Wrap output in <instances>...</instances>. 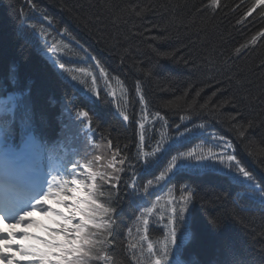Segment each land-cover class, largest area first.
<instances>
[{"label": "trees", "instance_id": "trees-1", "mask_svg": "<svg viewBox=\"0 0 264 264\" xmlns=\"http://www.w3.org/2000/svg\"><path fill=\"white\" fill-rule=\"evenodd\" d=\"M206 2L0 0V79L6 82L15 69L20 87L30 90L31 103L49 141L59 139L68 123L64 105L71 97L77 107L95 113L93 126L98 142L102 135L110 134L114 144L121 148L127 145L133 155L140 122L145 123L146 144L153 146L162 135H176L177 125L183 131V124L192 127L204 123L217 139L212 141L204 135L193 138V144L207 141L205 149L213 147L217 152L235 154L257 180H264V164L259 162L264 159V144L259 142L264 134V72L257 68L264 62V39L242 49L239 55L235 52L264 29V18L254 14L244 23H237L251 0L243 4L241 0H221V9L215 14L204 7ZM136 6L144 9L141 16L133 11ZM45 14L53 19L52 26L43 19ZM26 25H35L37 29L43 26L65 46L63 52L48 53L43 39ZM65 28L70 36L63 35ZM158 53L172 55L165 59ZM58 63H63L68 71L59 69ZM148 69H152L151 75L146 74ZM70 75H76L77 81L72 82ZM80 80L85 84L81 85ZM92 88L99 91L98 99L89 91ZM140 95L145 97L146 110L139 102ZM205 102L208 107L201 110L200 105ZM157 112L163 119L156 116ZM236 113L256 125L252 143L230 131L231 117ZM125 114L130 118L128 121L123 120ZM182 116L191 119L182 121ZM228 141L232 148L225 147ZM72 148L69 140L64 151ZM100 151H105L103 143ZM130 175V172L123 175L122 180H129ZM184 183L197 189V199L193 239L181 259L186 264H209L218 258L215 249L218 237L207 227V217L219 215L229 217L228 234L235 239L237 251L251 264H261L258 250L264 247V208L251 203L234 208L229 193L236 189L226 177L214 174L185 172L173 177L168 187H173L171 197L179 200V187ZM157 195L161 199L153 221L159 215L166 217L170 207L165 191ZM114 206L116 251L124 255L122 246L129 241L140 242L143 226L138 219L133 220L137 212L123 196L122 189L121 199ZM233 215L236 220L231 219ZM164 231L163 222H152L149 237L153 242L163 239Z\"/></svg>", "mask_w": 264, "mask_h": 264}, {"label": "snow or ice", "instance_id": "snow-or-ice-1", "mask_svg": "<svg viewBox=\"0 0 264 264\" xmlns=\"http://www.w3.org/2000/svg\"><path fill=\"white\" fill-rule=\"evenodd\" d=\"M244 2L241 0L242 4ZM32 6L35 7L34 4ZM204 7L215 14L221 9V0H207ZM133 11L141 16L144 9L136 6ZM254 14L264 18V0H251L237 23H244ZM43 19L49 26L54 23L46 14ZM25 27L31 28L35 36L43 39L48 53L63 52L65 46L52 38L43 26L40 29L35 25ZM63 35L70 36L67 28L63 29ZM261 39H264V29L256 32L247 44L236 48V54L255 46ZM158 54L165 59L172 55ZM53 64L57 65V60L53 59ZM58 68L68 71L63 63H58ZM257 68L264 72V62ZM100 71L107 76L103 68ZM146 74L151 75L152 69H148ZM70 79L75 82L78 78L70 75ZM92 82L95 84V77ZM79 83L83 85L85 81L80 80ZM89 91L99 98L97 89ZM139 102L145 105L146 110L143 95H140ZM207 107L208 102L200 105L201 110ZM64 110L68 123L61 130L59 139L49 141L45 138L41 118H38L31 103L30 90L20 87L15 69H12L6 82L0 79V222L7 223L10 228L27 227L34 223L28 218L37 211L46 215L54 213L66 221L58 230L47 229L52 236L50 240L31 236L27 231L5 232L0 228V264H24L16 259V254L30 258L27 264H186L181 257L186 245L193 239L197 189L187 183L181 185L179 200L175 197L171 199L167 216L159 215L153 221L161 199L156 194L157 190L172 184L173 177L185 172L224 176L236 189L234 193H229L234 208L249 203L264 208V180H257L235 154L217 152L213 147L205 149L207 141L192 143L193 138L204 135H208L212 141L217 139V135L209 132L204 123L193 124L192 127L184 125L183 131H179L180 125H177L176 135H162L153 146L146 144L145 123L140 122L139 139L135 145L137 150L130 155L127 145L121 148L114 144L110 134L102 135L97 141L93 126L95 113L77 107L71 97L67 99ZM156 116L163 119L159 112ZM129 119L128 115H123L124 121ZM187 119H191V116L181 117L182 121ZM230 125V131L238 138L253 142L256 125L252 120L245 121L242 114L236 113L231 117ZM219 139L224 140V137L220 136ZM69 140L73 148L65 152ZM259 142L264 144V134ZM101 143L105 145V151H100ZM225 147L232 148V143L226 142ZM252 154L249 152V155ZM259 162L264 164V159ZM129 172V180L123 181L122 176ZM121 184L123 196L140 210L137 219L143 226L140 242L129 241L122 246L124 255L116 251L115 242L117 207L114 205L121 199ZM49 198L64 204L69 210L68 214L48 206ZM231 219L236 220V216H231ZM152 222H163V239L155 242L150 239L149 226ZM228 223V216L207 217V227L218 237L215 243L218 258L209 264H251L237 251L235 239L228 234ZM140 231L138 227L137 233ZM61 236L62 239H57ZM17 239L20 242L11 243ZM30 239L43 244L45 250L23 243ZM52 249L56 251H50ZM258 251L261 264H264V247ZM50 255L57 259L50 260Z\"/></svg>", "mask_w": 264, "mask_h": 264}, {"label": "rangeland", "instance_id": "rangeland-1", "mask_svg": "<svg viewBox=\"0 0 264 264\" xmlns=\"http://www.w3.org/2000/svg\"><path fill=\"white\" fill-rule=\"evenodd\" d=\"M48 206H50L51 208L55 209L56 211L58 212H64L65 214H68L69 210L64 206V204H59L56 202V200L52 201V202H49L47 203ZM32 216L34 218H32ZM35 216L39 217V218H36ZM29 218H32L31 220L33 221L34 219V223L31 224L30 226H19L17 228H13V229H10V231H16V230H19V231H16V232H22V231H27L31 236H38V237H41L43 239V237L41 235H47L49 239H52V236L49 234V232L47 231L48 227L52 225V227H54V229L58 230L60 225H55V224H64L66 223V221L62 220L60 217H57L54 213L51 214V215H46L42 212H34L31 217ZM9 230H7L8 232ZM63 237H57V239H62ZM29 241V240H27ZM27 241H23V243L25 245H34L35 247L43 250L42 248L45 249V246L43 244H40L38 241L36 240H32L30 239V242H27ZM20 242L18 239L17 240H13L11 241V243H18ZM30 243V244H29ZM56 250L53 249L52 252H55ZM57 258L56 256L54 255H50L49 256V259L50 260H56V259H51V258ZM23 258H26V257H23L22 255L20 254H16V259L17 260H21L23 261ZM24 262V261H23Z\"/></svg>", "mask_w": 264, "mask_h": 264}, {"label": "bare ground", "instance_id": "bare-ground-1", "mask_svg": "<svg viewBox=\"0 0 264 264\" xmlns=\"http://www.w3.org/2000/svg\"><path fill=\"white\" fill-rule=\"evenodd\" d=\"M36 218H39V217H37V216H35ZM32 218H34L33 216H32ZM32 218H28V219H32ZM34 220H36V219H34ZM33 220V221H34ZM33 224V223H32ZM23 226V225H22ZM0 228H3L4 229V231L5 232H7V230H9L10 231V229H13V228H10L9 226H8V224L7 223H4V222H0ZM16 231H19V230H16ZM27 242H30V240L29 241H27ZM30 244V243H29ZM31 245V244H30Z\"/></svg>", "mask_w": 264, "mask_h": 264}]
</instances>
